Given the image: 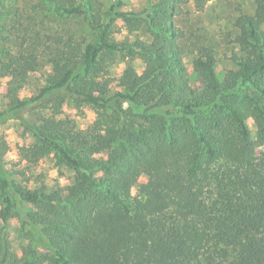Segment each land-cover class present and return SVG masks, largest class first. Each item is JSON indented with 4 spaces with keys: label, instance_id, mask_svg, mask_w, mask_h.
Instances as JSON below:
<instances>
[{
    "label": "trees",
    "instance_id": "trees-1",
    "mask_svg": "<svg viewBox=\"0 0 264 264\" xmlns=\"http://www.w3.org/2000/svg\"><path fill=\"white\" fill-rule=\"evenodd\" d=\"M30 1L34 13L82 16L95 39L65 36L40 93L21 98L18 84L40 62L26 51L17 1L0 0V73L13 74L0 123L23 120L35 103L58 113L66 97L93 106L100 130L52 115L28 125L35 160L54 151L57 164L75 171L66 195L17 181L0 154V264H264V0L236 17L240 50L223 77L215 49L201 47L193 67L203 87L191 84L177 20L185 6L203 11L212 0H154L140 13L124 10L125 0L105 8L99 0ZM120 18L149 38L113 39ZM124 50L147 65L140 73L127 64L112 90L107 58ZM14 227L18 245L9 238Z\"/></svg>",
    "mask_w": 264,
    "mask_h": 264
},
{
    "label": "rangeland",
    "instance_id": "rangeland-1",
    "mask_svg": "<svg viewBox=\"0 0 264 264\" xmlns=\"http://www.w3.org/2000/svg\"><path fill=\"white\" fill-rule=\"evenodd\" d=\"M20 9V20L28 25V48L26 51H36L40 66L35 71H30L20 84L17 92L21 98H31L40 93L46 77L52 73L51 61L58 50L64 46L65 36L73 34L79 43H85L95 39V31L91 29L81 16L60 17L53 13H34L31 11L30 0H16ZM104 8L110 0H99ZM154 0H125L124 10L136 13L146 9ZM257 0H212L203 11H197L193 4L187 5L184 12L178 18L177 24L184 29L189 51L186 53L185 63L188 68L191 84L195 87H203L202 80L197 77L193 62L203 46L214 48L217 55V68L220 76L236 64L231 58L233 51L239 52L240 48L233 41L235 33V19L241 13L254 14ZM23 15V16H21ZM23 23V22H22ZM24 23L18 28V37L24 36ZM26 24V23H25ZM17 31V30H16ZM136 33L142 38H149L143 27ZM136 33H130L125 18H120L113 31V39L117 41H133ZM60 43V44H59ZM127 64H132L140 73L147 65V60L137 53H129L127 50L115 52L107 58L108 81L112 90L120 88V79ZM13 74L2 75L0 73V111L8 106L10 100L9 88ZM30 109H24L23 120L10 118L0 123V139L6 141L0 154L7 167L13 172V177L31 189L45 188L49 191H60L66 195L67 187L74 181L75 171L65 165H59L55 159V152L35 160L32 155V145L36 142L35 136L28 125L37 123L42 116L52 115L69 121L76 129H99V112L88 104L77 105L73 101L63 98L59 105L60 111L54 113L51 108H44L37 103ZM52 107V104L48 105ZM241 111L248 123L253 137H256V124L251 115V108L243 105ZM26 123H24V122ZM106 152L95 154L96 157L106 156ZM135 176L139 181H146L148 176L137 171ZM138 194L137 188L132 190ZM1 207V205H0ZM107 217L112 218V210H106ZM23 217L26 216L23 214ZM15 226L19 219L14 218ZM11 242L18 245L20 239L14 227L9 235Z\"/></svg>",
    "mask_w": 264,
    "mask_h": 264
}]
</instances>
